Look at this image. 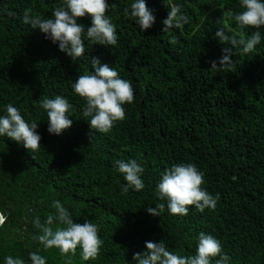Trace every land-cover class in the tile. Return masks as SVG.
I'll list each match as a JSON object with an SVG mask.
<instances>
[{"label":"trees","instance_id":"16d2710c","mask_svg":"<svg viewBox=\"0 0 264 264\" xmlns=\"http://www.w3.org/2000/svg\"><path fill=\"white\" fill-rule=\"evenodd\" d=\"M116 2L109 12L118 36L115 46L91 45L84 39L82 58L71 61L45 40L38 29L21 23L25 9L49 16L58 0H0V114L12 103L26 121L37 122L35 152L0 137V258L35 250L31 218L53 211L60 201L74 223L97 225L103 241L94 260L81 261L79 249L61 256L42 251L46 264H129L145 241L163 240L169 250L190 255L199 232L214 236L230 264H264V30L260 44L242 54L233 50L227 70H209V61L227 45L214 37L217 28L234 27L223 16L238 11V0H145L155 17L141 33ZM177 3L189 18L181 29L163 32L167 4ZM15 13V15H9ZM78 23L87 28L85 15ZM253 29H245V36ZM114 67L133 86V101L124 118L107 133L90 130L80 119L81 98L70 82L90 61ZM61 95L75 111L59 136L46 131V116L37 101ZM114 159H135L144 168V188L121 192L124 183ZM193 163L203 172L201 185L218 193L214 209L188 206L184 216L146 213L158 201L153 193L159 173L178 163Z\"/></svg>","mask_w":264,"mask_h":264},{"label":"clouds","instance_id":"9594fccd","mask_svg":"<svg viewBox=\"0 0 264 264\" xmlns=\"http://www.w3.org/2000/svg\"><path fill=\"white\" fill-rule=\"evenodd\" d=\"M116 7V2L108 0H58V6L51 9L49 16H41L25 9L20 17L21 23L30 29H38L45 40L56 46L57 51L65 54L71 61L82 58L85 51L84 39L93 45L115 46L118 36L114 24L108 15ZM238 11L227 10L223 16L231 20L233 28L227 34L224 29L217 28L214 37L220 43L227 45L222 48L221 56L209 61V70L219 72L227 70L233 63L230 59L233 50L247 54L260 44L262 30H264V0H238ZM167 14L161 23L162 31L181 29L189 22L188 16L177 3L167 4ZM120 14L133 22L143 33L151 28L154 15L146 7L145 0H128L120 10ZM15 15V13H9ZM87 15L90 24L87 28L77 22L78 18ZM245 29H253L246 38ZM82 37L84 39H82ZM91 71L77 75L70 82L73 95L81 98L83 103L79 108L80 119H83L88 128L98 133H107L115 122L124 118V105L133 101L132 83L122 78L114 67L100 63L97 58L90 61ZM43 110L50 135L59 136L63 130L69 128L75 111L68 99L61 95L51 98L45 96L37 101ZM37 122L26 121L17 107L12 103L3 106L0 114V137L7 138L22 146L27 152H35L39 146L40 136L36 132ZM112 167L120 174L124 183L119 185L121 192L130 189L139 192L144 188L141 179L144 172L143 165L135 159H114ZM203 172L193 163L172 164L159 173L153 193L158 201L154 207H145L147 214L159 217L167 210L170 215L184 216L189 207L197 211L215 208L219 199L218 193H209L201 187ZM50 207L53 211L44 214L43 219L34 215L31 225L35 231L30 239L37 244L35 250L27 251L22 255L5 254L0 258V264H46V257L42 251L56 249L63 257L79 249L81 261L94 260L103 241L98 237L95 223L83 220V223H74L73 214L58 200H52ZM4 205L0 208V225L7 220ZM230 256L221 249L219 240L210 234L199 232L195 237V251L190 255L179 254L169 250L165 242L145 241L143 250L134 252L129 264H230ZM67 264V261H66Z\"/></svg>","mask_w":264,"mask_h":264},{"label":"water","instance_id":"95a60500","mask_svg":"<svg viewBox=\"0 0 264 264\" xmlns=\"http://www.w3.org/2000/svg\"><path fill=\"white\" fill-rule=\"evenodd\" d=\"M7 213L5 212V215H6Z\"/></svg>","mask_w":264,"mask_h":264}]
</instances>
